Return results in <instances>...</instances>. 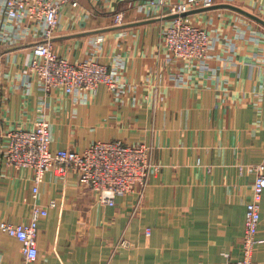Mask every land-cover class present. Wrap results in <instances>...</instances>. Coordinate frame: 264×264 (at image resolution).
Masks as SVG:
<instances>
[{"label":"crops","instance_id":"0c3cea01","mask_svg":"<svg viewBox=\"0 0 264 264\" xmlns=\"http://www.w3.org/2000/svg\"><path fill=\"white\" fill-rule=\"evenodd\" d=\"M75 1L61 10L52 50L71 63L105 64L115 87L44 93L29 70L43 25L9 21L0 0V150L7 131L45 121L52 152L81 153L96 141L144 144L158 170L142 197L103 206L72 171H47L34 200L32 172L0 157V220L28 223L33 204L46 209L35 264L236 263L252 169L264 165V27L248 16L264 22V0L192 10L188 18L209 36L194 62L161 42L170 6L183 0ZM257 235L253 264H264V195ZM19 247L0 232V264H21Z\"/></svg>","mask_w":264,"mask_h":264},{"label":"built area","instance_id":"2783aa9c","mask_svg":"<svg viewBox=\"0 0 264 264\" xmlns=\"http://www.w3.org/2000/svg\"><path fill=\"white\" fill-rule=\"evenodd\" d=\"M214 0H183L170 6L175 17L162 34V45L173 57L186 62L202 59L207 51L209 37L201 27L193 24L188 13L197 8H207ZM150 4H154L153 1ZM162 4V2H159ZM77 7L75 0H4L5 15L9 21L26 18L43 25L42 42L32 48L29 70L39 80L44 93L60 90L65 94L94 93L100 86L115 87L108 67L96 60L71 63L56 55L50 44L61 18V10ZM114 24H122V14L114 15ZM0 157L9 169L32 172V198L38 195L44 174L51 170L62 176L75 173L79 185L87 187L96 201L103 206H114L118 197L136 194L142 197L148 178L158 167L150 161L151 148L144 144L127 145L121 141H96L81 153L50 150L49 124L35 123L30 129L7 131ZM254 178L250 198L245 205L241 258L234 264H253L255 250L263 243L258 238L261 220V201L264 195V165L253 167ZM49 208H54L52 201ZM47 211L36 204L31 207L28 223L11 224L0 220V232L14 238L20 245L21 264H35L38 257V221ZM149 233L148 230L145 231Z\"/></svg>","mask_w":264,"mask_h":264},{"label":"water","instance_id":"95a60500","mask_svg":"<svg viewBox=\"0 0 264 264\" xmlns=\"http://www.w3.org/2000/svg\"><path fill=\"white\" fill-rule=\"evenodd\" d=\"M183 15H186V14H183ZM248 16L251 17L253 20H255L256 22H258L259 24H261L264 27V22L262 20H260L256 17L250 16V15H248Z\"/></svg>","mask_w":264,"mask_h":264},{"label":"rangeland","instance_id":"374dc122","mask_svg":"<svg viewBox=\"0 0 264 264\" xmlns=\"http://www.w3.org/2000/svg\"><path fill=\"white\" fill-rule=\"evenodd\" d=\"M227 2H232V1H234V0H226ZM191 11H189L188 13H186V15H183V16H187L189 13H190ZM192 22V21H191ZM193 23V22H192ZM194 24V23H193ZM200 27V26H199ZM202 28V27H201ZM202 29H204V28H202ZM205 30V29H204ZM206 31V30H205ZM208 34V33H207ZM209 37V36H208ZM172 56V55H171Z\"/></svg>","mask_w":264,"mask_h":264}]
</instances>
